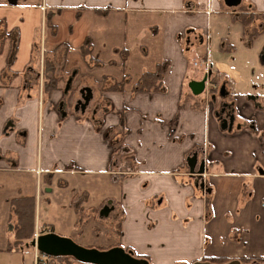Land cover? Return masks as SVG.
Listing matches in <instances>:
<instances>
[{
  "label": "crops",
  "instance_id": "1",
  "mask_svg": "<svg viewBox=\"0 0 264 264\" xmlns=\"http://www.w3.org/2000/svg\"><path fill=\"white\" fill-rule=\"evenodd\" d=\"M242 13L256 17L249 27ZM253 29L264 32V0H0V264H39L32 243L14 245L21 197L36 201L34 238L86 237L85 247H122L148 264H264V103L224 82L216 105L210 81L200 95L189 86L226 77L212 66L213 34L228 55L232 32ZM46 60L65 83L49 97ZM163 62L162 89L137 90ZM225 104L233 120L218 112ZM194 153L205 189L188 166Z\"/></svg>",
  "mask_w": 264,
  "mask_h": 264
},
{
  "label": "rangeland",
  "instance_id": "2",
  "mask_svg": "<svg viewBox=\"0 0 264 264\" xmlns=\"http://www.w3.org/2000/svg\"><path fill=\"white\" fill-rule=\"evenodd\" d=\"M231 36H232L231 43L234 45V51L229 53L228 55L219 54L217 49L219 48L218 44H221V43L217 35L213 34L212 40L210 39V41H212V48L210 50V53L212 51L211 53L212 66L214 67V70L219 66L222 70L226 71L225 79H220V81H218L219 83H217L220 86L217 88L216 96L219 97V99H222L219 94L220 93L219 88L224 84V82H226V84L229 85L233 90H236L238 92L247 91L251 98L259 100L264 103V32L259 34L256 38H254L253 41L249 43V45L246 44L245 42L246 38L244 39V33H242V31L238 33V36H239L238 40H237L238 36H235L234 31L232 32ZM0 40H1L0 43H2L3 37ZM2 47L3 45L2 46L0 45V51L2 50ZM209 47H210V42L208 40L207 48ZM219 62H222V64H220ZM56 76L60 80L59 84L61 83L65 84L64 81H62L61 77H59L58 75ZM211 76L212 74L210 73V77ZM44 82H45V76H44L43 83ZM208 95L211 97L212 93L209 92ZM73 96L74 97L72 99H69L71 103H73L74 99L79 98L80 95L76 92L74 93ZM219 99H217L216 105L218 103L222 104V101ZM80 100H82V97L80 98ZM28 187H30L29 188L30 191L34 188L33 182H31V180H28V184L26 188ZM74 189L79 190L77 187H74ZM64 193H67V191H65ZM4 194L5 193L2 190H0V200L3 199ZM62 194L63 192H60V195ZM74 195H76V192L74 193ZM96 200H98V198H96ZM1 204H3V202L2 203L0 202V205ZM1 209L2 208H0V210ZM43 209L44 207H42V215L40 216L38 215V223L40 222L39 223L40 231L46 227V225L44 224L46 219L43 216L44 214ZM4 212L5 210L2 209L0 211V215H3ZM6 215H7V212H6ZM120 215H121V209L118 205V219H120ZM50 216H52L55 220H57V222L55 223H57V226L59 228L60 218L57 215H53V214H51ZM68 222L69 221H66L65 224ZM71 239H73L75 242H77L78 244L82 246H85V244H87L86 237L83 239H79L75 235H73ZM50 262L51 260L48 261L49 264Z\"/></svg>",
  "mask_w": 264,
  "mask_h": 264
},
{
  "label": "water",
  "instance_id": "3",
  "mask_svg": "<svg viewBox=\"0 0 264 264\" xmlns=\"http://www.w3.org/2000/svg\"><path fill=\"white\" fill-rule=\"evenodd\" d=\"M241 0H225L228 5H237ZM208 76L206 75L200 81H191L189 86L194 95H200L205 91ZM227 92L225 86L220 88V96H226ZM92 92L86 88L82 90V100L77 103V109L85 111L90 100ZM233 120V117H231ZM222 129H232L233 123H228L224 119ZM188 166L191 174L195 176V185L201 189H205L204 174L206 173L205 162L198 166V155L194 153L188 158ZM32 245L42 254L50 257H72L77 261L89 264H148L146 259L138 258L132 252L126 251L122 247H113L107 250H100L97 248H89L82 246L73 239L61 236L55 232H49L38 235L33 241ZM194 264H214L211 262H196ZM227 264H241L239 261H231Z\"/></svg>",
  "mask_w": 264,
  "mask_h": 264
},
{
  "label": "trees",
  "instance_id": "4",
  "mask_svg": "<svg viewBox=\"0 0 264 264\" xmlns=\"http://www.w3.org/2000/svg\"><path fill=\"white\" fill-rule=\"evenodd\" d=\"M245 27H249L253 24V21L256 19L254 15H247L246 13L239 14L237 17ZM48 23L50 24V18ZM260 34V31L257 29H253L250 32L246 33L245 42L247 45L253 41V39ZM1 42V41H0ZM11 51V50H10ZM83 55L88 57L91 60L92 56V47L89 40L85 42L82 48ZM14 50L12 51L11 56H13ZM10 63V61H9ZM168 68V63L163 62L158 65V68L154 72L145 73L140 82L138 83L137 90H160L162 89V79ZM55 65L46 60L45 61V82H44V94L45 97H49L51 93L58 89L59 86V78L54 75L55 74ZM216 79H213L215 82ZM124 83H117L113 85L109 90L114 91H122L124 90ZM13 212L17 217V222L14 227V237L15 247H19V245H31L32 240L35 235V227H36V201L34 197H21L18 199H14L12 202ZM72 257H51L50 264H70ZM222 261V260H219Z\"/></svg>",
  "mask_w": 264,
  "mask_h": 264
},
{
  "label": "flooded vegetation",
  "instance_id": "5",
  "mask_svg": "<svg viewBox=\"0 0 264 264\" xmlns=\"http://www.w3.org/2000/svg\"><path fill=\"white\" fill-rule=\"evenodd\" d=\"M217 99H219V97L216 96V93H213L210 97L211 102L214 104H216ZM218 112L226 115L227 119H229L233 114L231 105L228 104H225L224 106L220 107V110Z\"/></svg>",
  "mask_w": 264,
  "mask_h": 264
},
{
  "label": "built area",
  "instance_id": "6",
  "mask_svg": "<svg viewBox=\"0 0 264 264\" xmlns=\"http://www.w3.org/2000/svg\"><path fill=\"white\" fill-rule=\"evenodd\" d=\"M211 87H213V89H216L217 85L216 84L215 85L212 84ZM208 92H210V90ZM49 260H50L49 257H47L45 255H42V256L38 257V263L39 264H47Z\"/></svg>",
  "mask_w": 264,
  "mask_h": 264
}]
</instances>
